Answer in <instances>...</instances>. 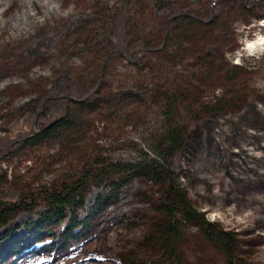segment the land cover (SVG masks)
I'll return each mask as SVG.
<instances>
[{
  "label": "rangeland",
  "instance_id": "1",
  "mask_svg": "<svg viewBox=\"0 0 264 264\" xmlns=\"http://www.w3.org/2000/svg\"><path fill=\"white\" fill-rule=\"evenodd\" d=\"M174 1L192 18L229 15L233 32L224 39L229 49L217 48L211 55L233 69L228 83L221 75L196 80L190 100L201 97L206 110L198 112V122L182 121L189 142L172 159V170L207 222L238 236L237 264H264V5H251V0ZM86 2L0 0V203L19 205L10 225L0 230V264H121L122 258L140 253L137 242L147 229L150 207L163 196L145 177L119 192L112 191L111 180L103 187L91 185L84 205L72 215L46 222L50 214L41 191L80 181L94 171V159L139 162L150 151L151 134L161 128L162 118L154 109L143 124H136L135 116L126 121L127 112L112 116L105 106L98 116L85 112L82 136L73 142L21 145L38 133L39 109L33 101L49 90L57 69L89 64L73 58L77 52L69 45L76 38L58 45L65 43L68 49L57 62L51 58L27 64L25 49L43 28L60 31L77 19L73 3L82 8ZM172 15L166 14V20ZM115 40L122 46L121 39ZM258 41L260 47L248 50V44ZM111 64L100 86L102 96L110 89L126 91L132 83L128 80L139 75L126 62ZM186 68L184 75L197 71L196 64ZM83 87L88 89L87 83ZM8 101L24 111L10 114ZM182 234L178 250L183 264L227 263L222 247L197 227L184 228Z\"/></svg>",
  "mask_w": 264,
  "mask_h": 264
},
{
  "label": "trees",
  "instance_id": "2",
  "mask_svg": "<svg viewBox=\"0 0 264 264\" xmlns=\"http://www.w3.org/2000/svg\"><path fill=\"white\" fill-rule=\"evenodd\" d=\"M256 3L259 7L264 5V0H251V5ZM72 7L78 18L60 31L43 28L34 38L36 41L25 49L26 63L51 58L57 62L56 58L68 49L65 43L62 48L58 45L76 38L75 43L69 45L77 52V57L73 58L81 62L88 59L89 64L57 69L49 90L33 101L39 109L35 116L39 118L38 133L21 145L59 140L73 142L82 136L85 112L98 116L105 106H109L112 116L127 112L126 121L135 116L136 124L145 122L147 113L154 109L162 121L161 128L151 134L150 151L142 153L139 162L94 159V171L86 172L80 181L65 189L41 191L50 214L46 222L61 221L83 206L84 194L91 185L103 187L112 180V191L119 192L141 176L160 187L163 196L156 206L150 207L152 214L148 216L147 229L137 242L140 253L122 258L121 264H183L178 244L183 229L190 226L197 227L208 240L222 247L226 264L239 263L236 258L238 236L207 222L205 215L199 213L187 197L171 166L172 159L189 142L182 121L198 122V112L206 110L201 97L190 100L197 91L196 80L221 75L222 81L228 83L231 77L233 67L211 55L217 48H228L224 39L233 32L228 28L229 15L208 14L207 20L192 18L174 0H88L82 8L75 3ZM242 8L244 12L249 11L244 5ZM169 12L173 15L166 20ZM116 37L122 40V46L117 45ZM118 61L126 62L128 68L139 75L128 80L132 83L127 85L126 91L116 94L110 89L102 96L100 86L106 69ZM193 64L197 65V71L184 75L186 66ZM86 83L88 89L84 90ZM91 93L94 94L90 97ZM86 98L89 99L79 102ZM8 102L10 114L17 116L24 111ZM132 148L137 146L132 145ZM13 205L0 203V230L10 225L17 212L19 205Z\"/></svg>",
  "mask_w": 264,
  "mask_h": 264
},
{
  "label": "bare ground",
  "instance_id": "3",
  "mask_svg": "<svg viewBox=\"0 0 264 264\" xmlns=\"http://www.w3.org/2000/svg\"><path fill=\"white\" fill-rule=\"evenodd\" d=\"M262 43H261V41H258V42H255V43H250V44H248V50H250V51H252V50H256L258 47H260V45H261ZM245 49V48H244ZM247 50V49H246Z\"/></svg>",
  "mask_w": 264,
  "mask_h": 264
},
{
  "label": "water",
  "instance_id": "4",
  "mask_svg": "<svg viewBox=\"0 0 264 264\" xmlns=\"http://www.w3.org/2000/svg\"><path fill=\"white\" fill-rule=\"evenodd\" d=\"M45 106V105H44ZM36 127H37V122H35L34 124V128H33V131L36 133Z\"/></svg>",
  "mask_w": 264,
  "mask_h": 264
}]
</instances>
